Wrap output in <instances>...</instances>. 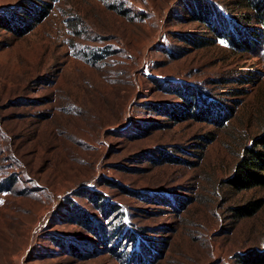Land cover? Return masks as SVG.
Listing matches in <instances>:
<instances>
[{"label": "rangeland", "instance_id": "374dc122", "mask_svg": "<svg viewBox=\"0 0 264 264\" xmlns=\"http://www.w3.org/2000/svg\"><path fill=\"white\" fill-rule=\"evenodd\" d=\"M189 1L0 0V264H264V188L230 181L264 129V39L237 49Z\"/></svg>", "mask_w": 264, "mask_h": 264}, {"label": "trees", "instance_id": "16d2710c", "mask_svg": "<svg viewBox=\"0 0 264 264\" xmlns=\"http://www.w3.org/2000/svg\"><path fill=\"white\" fill-rule=\"evenodd\" d=\"M190 5L196 9L194 19L207 25L206 31L208 34H212L216 38H223L237 49L250 50L255 40L264 39V29L263 33L261 32L260 34L255 28L248 27L251 20L259 22L260 25L264 24V0H242V4L236 7V9L243 10L239 14V18H235L232 14H227L226 12L221 13L215 9H210L205 6V2L190 0L187 2V6L189 7ZM48 6V4H45L44 7L39 6L34 10L24 7L21 8L22 16L10 18V20L6 21L7 24L3 19L1 21L2 23L4 22L3 25L6 24L8 27H12L15 32H28L32 29L35 22L40 21L42 15L46 12L45 8ZM245 10L251 11L252 18H247ZM182 39L195 47L209 46V41L213 40L211 37H196L195 35L182 36ZM174 90L182 96L186 103L185 107L175 109L177 113L179 115L183 114L182 116L189 115L193 117L194 114L192 115L189 111L193 110V107H198L195 103L199 92L190 87L185 89L175 87ZM215 109L217 111L214 114L211 113V115H215L219 119V123L223 120L225 121L227 118L223 113L224 110L221 111L219 107H215ZM230 181L237 189L264 188V129L245 148L244 153L234 167ZM242 210L243 208L236 209L240 215H242Z\"/></svg>", "mask_w": 264, "mask_h": 264}]
</instances>
